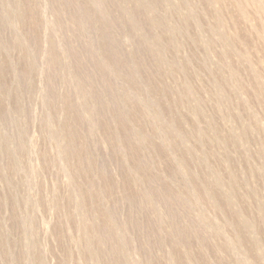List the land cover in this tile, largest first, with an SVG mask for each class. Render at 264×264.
<instances>
[{
    "label": "rangeland",
    "instance_id": "rangeland-1",
    "mask_svg": "<svg viewBox=\"0 0 264 264\" xmlns=\"http://www.w3.org/2000/svg\"><path fill=\"white\" fill-rule=\"evenodd\" d=\"M0 264H264V0H0Z\"/></svg>",
    "mask_w": 264,
    "mask_h": 264
}]
</instances>
